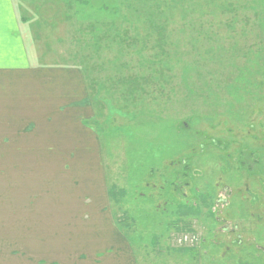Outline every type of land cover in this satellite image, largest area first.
Instances as JSON below:
<instances>
[{"label":"rangeland","instance_id":"1","mask_svg":"<svg viewBox=\"0 0 264 264\" xmlns=\"http://www.w3.org/2000/svg\"><path fill=\"white\" fill-rule=\"evenodd\" d=\"M28 1V63L80 68L91 110L76 145L38 147L0 108V238L29 194L92 176L148 263L264 264V0Z\"/></svg>","mask_w":264,"mask_h":264},{"label":"crops","instance_id":"2","mask_svg":"<svg viewBox=\"0 0 264 264\" xmlns=\"http://www.w3.org/2000/svg\"><path fill=\"white\" fill-rule=\"evenodd\" d=\"M13 2L29 1L0 0V77L3 87L9 90L8 99L0 92L3 96L0 108H10L12 125L35 131L41 142L38 147L74 146L73 132L85 131L84 117L91 110L84 73L80 68L74 69V65L45 67L28 63V53L38 51L40 37L32 38L30 44L35 49H29L25 31L17 30L20 19ZM4 110L0 109L3 117ZM64 157L75 162L73 156ZM11 161L47 163L48 160L12 156L8 162ZM52 162L59 163V159ZM78 181L70 190L38 189L29 194L31 197L28 195V203L20 209L29 211L30 218L4 225L0 264H150L147 261L156 257L154 250L140 253L136 245L140 240H132L128 222L112 214L111 199L115 196L110 195L112 188L109 186L108 190L106 178L86 176ZM130 223L138 227L134 225L138 222Z\"/></svg>","mask_w":264,"mask_h":264},{"label":"trees","instance_id":"3","mask_svg":"<svg viewBox=\"0 0 264 264\" xmlns=\"http://www.w3.org/2000/svg\"><path fill=\"white\" fill-rule=\"evenodd\" d=\"M111 192H112V191H111ZM112 196H114L113 193H112ZM119 220H121V218H119Z\"/></svg>","mask_w":264,"mask_h":264}]
</instances>
